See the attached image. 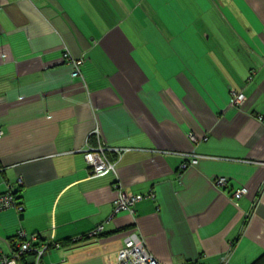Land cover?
I'll list each match as a JSON object with an SVG mask.
<instances>
[{
  "label": "crops",
  "instance_id": "crops-1",
  "mask_svg": "<svg viewBox=\"0 0 264 264\" xmlns=\"http://www.w3.org/2000/svg\"><path fill=\"white\" fill-rule=\"evenodd\" d=\"M66 48L85 56L81 75ZM0 129V194L25 206L0 211L3 252L25 229L61 243L40 264H115L136 232L166 264H252L264 0H0ZM99 140L124 149L107 152L116 171L91 176L84 152ZM186 152L200 156L181 170ZM119 189L145 195L134 212H114Z\"/></svg>",
  "mask_w": 264,
  "mask_h": 264
},
{
  "label": "built area",
  "instance_id": "built-area-1",
  "mask_svg": "<svg viewBox=\"0 0 264 264\" xmlns=\"http://www.w3.org/2000/svg\"><path fill=\"white\" fill-rule=\"evenodd\" d=\"M65 60L72 64L73 68L71 74L73 76H79L82 74V65L85 62V56H74L72 52L66 48L64 51ZM234 105H239L244 101V94L242 92L232 91ZM95 132H98L96 129ZM4 131L0 129V136ZM192 139H196L194 133L189 134ZM124 148L114 147L109 144L103 143L99 140L97 145H89L85 149V158L90 166L91 176L105 175L109 172L116 171V162L112 160L107 152L116 150L121 151ZM184 161L181 163V170L185 169L189 165L198 161V155L195 152L183 153ZM225 177H219L216 182L219 184L226 183ZM247 189L241 188L236 190V194L240 195L246 192ZM145 195L136 194L125 189H119L117 196L114 198L113 207L114 212L127 210L134 212L135 203L143 198ZM14 208L17 211L24 210V203L19 201L16 192L13 188L8 189L4 193L0 194V211ZM104 229V222L98 223L92 230L86 234H79L74 237V240L80 239L86 235H97ZM61 243L55 239L47 241L42 239L38 233H29L25 229H20L17 233V241L15 247L10 253H5L0 248V264H22L23 256L27 253L34 255L35 264H40V259L46 250L51 246H60ZM229 255H224L221 264H228ZM115 264H166L154 256L145 246L144 240L136 233L132 232L128 234L124 240V245L118 251L117 261Z\"/></svg>",
  "mask_w": 264,
  "mask_h": 264
},
{
  "label": "trees",
  "instance_id": "trees-1",
  "mask_svg": "<svg viewBox=\"0 0 264 264\" xmlns=\"http://www.w3.org/2000/svg\"><path fill=\"white\" fill-rule=\"evenodd\" d=\"M28 254H32V253H27L26 255L23 256L22 264H32V263H35V260L33 262V261H29L27 259V255ZM252 264H264V254L261 255L258 259H256Z\"/></svg>",
  "mask_w": 264,
  "mask_h": 264
},
{
  "label": "rangeland",
  "instance_id": "rangeland-1",
  "mask_svg": "<svg viewBox=\"0 0 264 264\" xmlns=\"http://www.w3.org/2000/svg\"><path fill=\"white\" fill-rule=\"evenodd\" d=\"M27 259L33 260V257L31 256V254H28ZM32 264H35V263H32Z\"/></svg>",
  "mask_w": 264,
  "mask_h": 264
}]
</instances>
